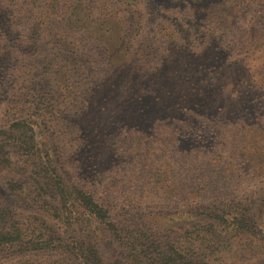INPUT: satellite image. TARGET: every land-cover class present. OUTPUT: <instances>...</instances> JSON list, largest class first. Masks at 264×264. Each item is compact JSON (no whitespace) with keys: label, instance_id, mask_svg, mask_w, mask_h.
<instances>
[{"label":"rangeland","instance_id":"obj_1","mask_svg":"<svg viewBox=\"0 0 264 264\" xmlns=\"http://www.w3.org/2000/svg\"><path fill=\"white\" fill-rule=\"evenodd\" d=\"M6 6L0 229L21 235L0 247V264H82L67 246L93 231L109 264L126 259L100 223L60 198L43 161L113 222L161 241L189 222L184 210L250 201L260 243L222 262H264V0H0V12ZM19 127L34 134L35 156L18 146ZM195 255L205 259V248Z\"/></svg>","mask_w":264,"mask_h":264},{"label":"trees","instance_id":"obj_2","mask_svg":"<svg viewBox=\"0 0 264 264\" xmlns=\"http://www.w3.org/2000/svg\"><path fill=\"white\" fill-rule=\"evenodd\" d=\"M76 8L74 10L69 8L68 13L71 16L75 11L82 13L83 10L80 6L79 10ZM0 17L7 21L8 28L11 27L13 7L6 6L0 12ZM70 23L71 20L67 21L65 25H70ZM164 105L170 107L171 104ZM17 132L20 133L22 139V143L18 146L25 152V156H35L38 145L35 142L34 134L27 136L22 127L17 128ZM3 139V141L11 142L13 138L11 134H6ZM47 159L50 158L47 157ZM39 170L44 177H48L45 174H49L54 181H58L56 189L61 199L76 202L90 225L92 221L100 223L102 232H105L111 240L113 237L119 242L118 247L123 249L126 257L122 264H212L211 261H215L213 264H224L222 262L224 252H231L239 245L236 249H241L246 253L256 248V245L260 243L257 240L261 239V235L258 234L261 229L259 226L257 228L256 222L260 219L250 201L249 203L237 200L222 204H199L189 210H184L190 212L189 222L180 231L178 230V233L175 232L173 239L161 241L157 237L158 235L148 234L144 227L120 226L113 222L110 219V209L107 206L95 200L89 192L74 185L62 183L59 180L61 176L57 171L58 168L51 167L50 163L43 161ZM84 173H86L85 170L82 171V174ZM96 233L97 231H93L90 238L83 243L74 240L71 246H67V252L80 259L82 264H109L91 240V237H94ZM20 235L21 233L15 227L14 229L2 227L0 229V247L5 243L10 244L20 240ZM248 235L249 237H247ZM105 246L110 247V242ZM201 248H205V259L203 256L195 255V251ZM211 255H213V259L209 258ZM259 264H264V262Z\"/></svg>","mask_w":264,"mask_h":264}]
</instances>
